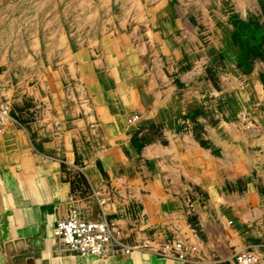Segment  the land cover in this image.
<instances>
[{
	"label": "rangeland",
	"instance_id": "rangeland-1",
	"mask_svg": "<svg viewBox=\"0 0 264 264\" xmlns=\"http://www.w3.org/2000/svg\"><path fill=\"white\" fill-rule=\"evenodd\" d=\"M0 104L4 150L56 160L68 212L194 261L264 249V0H0Z\"/></svg>",
	"mask_w": 264,
	"mask_h": 264
},
{
	"label": "crops",
	"instance_id": "crops-1",
	"mask_svg": "<svg viewBox=\"0 0 264 264\" xmlns=\"http://www.w3.org/2000/svg\"><path fill=\"white\" fill-rule=\"evenodd\" d=\"M38 123H32L34 131ZM15 131L23 132L17 126ZM37 136L39 149L51 152L58 150L57 141L41 140L39 132ZM71 143L76 145V142ZM4 145L5 141H0V264H236L237 254L251 250L235 248L233 254L222 260L209 261L202 257L205 256L203 247L200 252L203 260L190 263L159 259L151 252L141 251L130 256L109 257L108 260H104L106 255L95 258L62 254L55 248L53 232L57 222L67 217V206L72 194L61 165L52 157L42 154L33 158L32 167L19 169L17 163L20 152L15 150L14 156L9 157ZM108 166L111 165L108 163ZM116 170L127 179L133 172V168L121 170L116 167ZM125 224V221L120 220L119 226L124 235L122 241L125 244H140L149 238L146 230L130 229Z\"/></svg>",
	"mask_w": 264,
	"mask_h": 264
},
{
	"label": "built area",
	"instance_id": "built-area-1",
	"mask_svg": "<svg viewBox=\"0 0 264 264\" xmlns=\"http://www.w3.org/2000/svg\"><path fill=\"white\" fill-rule=\"evenodd\" d=\"M9 116L7 104H0V127ZM53 234L57 243L68 253L81 257H103L109 253L128 254L136 249L123 243L121 232L106 218L86 219L77 207H71L67 217L57 222ZM141 246L159 257L181 263L193 262L199 251L197 246L188 245L180 239L161 241L156 246H152V241L147 239ZM235 263L264 264V249L261 252H241L236 255Z\"/></svg>",
	"mask_w": 264,
	"mask_h": 264
},
{
	"label": "bare ground",
	"instance_id": "bare-ground-1",
	"mask_svg": "<svg viewBox=\"0 0 264 264\" xmlns=\"http://www.w3.org/2000/svg\"><path fill=\"white\" fill-rule=\"evenodd\" d=\"M56 241V240H55ZM57 242V241H56ZM62 247V246H61ZM63 248V247H62ZM63 250H64V248H63ZM60 251V250H59ZM61 251H62V249H61ZM143 251H145V250H143ZM130 253H128L127 255H129ZM112 255H114V254H112ZM90 257H95V256H90ZM95 258H98V257H95ZM111 258H115V257H111Z\"/></svg>",
	"mask_w": 264,
	"mask_h": 264
}]
</instances>
